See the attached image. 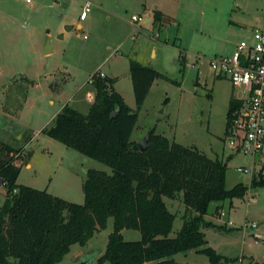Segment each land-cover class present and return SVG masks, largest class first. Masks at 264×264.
Here are the masks:
<instances>
[{"label":"rangeland","instance_id":"374dc122","mask_svg":"<svg viewBox=\"0 0 264 264\" xmlns=\"http://www.w3.org/2000/svg\"><path fill=\"white\" fill-rule=\"evenodd\" d=\"M87 5V18L81 20ZM157 11L165 18L155 21ZM134 15L142 19L133 21ZM262 17L264 0H0V139L21 149L17 183L82 204L87 171L112 173L104 163L42 132L66 104L88 113L96 96L90 80L103 72L117 80L127 114L137 118L132 141L138 143L155 128L171 141L224 160L229 189L250 186L252 175L238 167L251 166L252 158L232 155L224 142L229 103L239 93L229 79L214 74L209 62L232 52ZM67 25L73 28L66 30ZM48 38L52 52L45 54ZM131 61L159 74L144 95ZM256 159L257 176L264 153ZM6 192L0 183V207ZM164 200L176 215L169 235L175 237L187 207L182 194ZM206 219L224 227L204 232L208 246L232 259L229 264H264V186L250 187L232 208L230 200L212 202ZM113 231L110 217L105 229L86 245H72L58 264H98ZM122 233L130 241L142 237L139 230ZM174 258L177 264H211L196 250Z\"/></svg>","mask_w":264,"mask_h":264},{"label":"trees","instance_id":"16d2710c","mask_svg":"<svg viewBox=\"0 0 264 264\" xmlns=\"http://www.w3.org/2000/svg\"><path fill=\"white\" fill-rule=\"evenodd\" d=\"M162 18L157 11L155 21ZM131 68L143 81H136L138 87L145 85L144 95L159 74L136 61H131ZM92 78L96 96L90 111L83 113L66 104L42 132L104 163L112 173L89 169L83 183L84 203L71 202L18 184L21 149L0 139V179L7 188L0 207V264H58L72 245H86L105 229L110 217L114 231L98 264H177L174 256L190 250L206 254L211 264H229L232 259L208 246L204 229L224 228L206 219L209 205L230 200L232 206L250 187H263L264 166L250 186L239 183L229 189L224 160L171 141L155 128L150 130L147 148L141 150L131 141L137 118L127 114L126 101L115 88L117 80L99 72ZM236 105L232 97L227 125ZM180 194L187 207L184 222L170 237L176 215L164 197L176 199ZM124 229L139 230L141 239L126 240Z\"/></svg>","mask_w":264,"mask_h":264},{"label":"built area","instance_id":"2783aa9c","mask_svg":"<svg viewBox=\"0 0 264 264\" xmlns=\"http://www.w3.org/2000/svg\"><path fill=\"white\" fill-rule=\"evenodd\" d=\"M90 6L83 8L80 19L87 18ZM133 21L142 18L133 16ZM218 78H227L239 95L226 129L224 142L233 154L252 158V165L238 170L255 176L257 156L264 153V25L256 27L242 39L230 55L210 59ZM101 77L106 75L99 72ZM91 78L90 82H93ZM262 156V155H261Z\"/></svg>","mask_w":264,"mask_h":264},{"label":"water","instance_id":"95a60500","mask_svg":"<svg viewBox=\"0 0 264 264\" xmlns=\"http://www.w3.org/2000/svg\"><path fill=\"white\" fill-rule=\"evenodd\" d=\"M72 28H73V26H71V25L66 26V30H71ZM50 52H52L51 39L48 38L46 41V44L44 46V53L48 54ZM150 133H151V131H149L147 133V135L141 141L138 142L139 148L141 150H145L147 148V142L149 140ZM0 183L2 184V179H0ZM80 264H86V262H81Z\"/></svg>","mask_w":264,"mask_h":264},{"label":"crops","instance_id":"0c3cea01","mask_svg":"<svg viewBox=\"0 0 264 264\" xmlns=\"http://www.w3.org/2000/svg\"><path fill=\"white\" fill-rule=\"evenodd\" d=\"M163 16H164V14L162 13V12H160ZM163 18H165V17H163ZM154 20H155V16H154ZM151 20L150 19H147V22H150ZM256 24H261L260 26H255V27H253V28H256V27H261V26H263L264 25V17H262V18H259L258 20H257V23ZM79 28H81L82 27V24L81 23H79L78 25H77ZM244 39V38H243ZM238 44V43H237ZM237 44H235V47H234V49L232 50V52H230L228 55H230V54H232L233 52H234V50H235V48H236V45ZM116 88V87H115ZM234 89V88H233ZM235 90V89H234ZM121 94V93H120ZM122 95V94H121ZM92 96H90V98H91ZM232 97H234V96H232ZM228 114V113H227ZM132 141V140H131ZM200 150V149H199ZM211 158H213L214 159V157H211ZM32 166V164L31 163H27V167H31ZM263 166H264V164H263ZM235 202H236V199H234L233 200V203H232V206H231V208L232 207H235ZM217 207H221V205H218ZM221 211H223V209H221V210H219V212H221ZM223 213V212H222ZM259 225V224H258Z\"/></svg>","mask_w":264,"mask_h":264}]
</instances>
